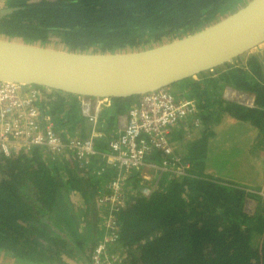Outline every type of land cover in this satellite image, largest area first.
I'll use <instances>...</instances> for the list:
<instances>
[{
    "label": "trees",
    "instance_id": "trees-1",
    "mask_svg": "<svg viewBox=\"0 0 264 264\" xmlns=\"http://www.w3.org/2000/svg\"><path fill=\"white\" fill-rule=\"evenodd\" d=\"M245 2L8 0L0 36L45 47L56 42L70 52L138 51L196 32ZM173 87L198 112L197 122L179 123L170 134L187 175L165 173L145 197L132 172L129 183L136 181L117 214L118 238L109 253L124 255L125 264H264V49L172 85L169 94ZM226 87L254 95V107L224 100ZM35 89L64 143L89 137L79 97ZM107 101L99 121L104 137L94 146L101 153L117 118L139 97ZM148 162L161 164L163 156ZM116 174L99 158L83 165L67 150L0 156V257L11 264H92L105 234L106 210L97 207V197ZM248 201L255 202L253 214L245 210Z\"/></svg>",
    "mask_w": 264,
    "mask_h": 264
},
{
    "label": "built area",
    "instance_id": "built-area-1",
    "mask_svg": "<svg viewBox=\"0 0 264 264\" xmlns=\"http://www.w3.org/2000/svg\"><path fill=\"white\" fill-rule=\"evenodd\" d=\"M223 98L246 108L254 107V95L231 87L225 88ZM41 100V92L34 87L0 83V156L10 158L37 147L57 155L67 150L80 164L99 158L107 168L116 170L117 174L97 197V207L106 206L105 234L94 249L92 264H122L119 257L109 254L108 245L118 238L117 214L129 201L130 185L136 181L133 178L129 183V178L132 172L138 173L141 178L138 191L149 197L165 173L176 178L187 175L188 166L176 155L170 134L179 123L198 115L196 104L162 90L141 96L136 107L117 118L118 128L108 142L107 152L101 153L94 146L96 140L104 137L99 121L108 105L106 99L79 97L80 114L90 123L91 131L86 140L68 143L55 132L51 116L39 106ZM156 153L163 156L161 164L148 162ZM259 194L264 205V192ZM254 209L255 203L248 201L246 212Z\"/></svg>",
    "mask_w": 264,
    "mask_h": 264
},
{
    "label": "water",
    "instance_id": "water-1",
    "mask_svg": "<svg viewBox=\"0 0 264 264\" xmlns=\"http://www.w3.org/2000/svg\"><path fill=\"white\" fill-rule=\"evenodd\" d=\"M263 47L264 0H247L196 32L136 52H70L0 36V83L83 98H140Z\"/></svg>",
    "mask_w": 264,
    "mask_h": 264
},
{
    "label": "rangeland",
    "instance_id": "rangeland-1",
    "mask_svg": "<svg viewBox=\"0 0 264 264\" xmlns=\"http://www.w3.org/2000/svg\"><path fill=\"white\" fill-rule=\"evenodd\" d=\"M58 41V40H57ZM50 47L51 48H57V47H59V46H57V43L56 42H52L51 44H50ZM178 87H173V88H171L174 92L172 93V94H174V96L175 97H177L175 94H177V92H179V90L177 89ZM169 89H170V87H169ZM183 98V97H182ZM183 99H185V98H183ZM187 100V99H186ZM233 151H235V150H233ZM235 153V152H234ZM242 165L244 166L245 164H244V162L242 163ZM238 167L240 168V170H241V164H240V166L238 165ZM241 172H242V170H241ZM244 173V171L242 172V174ZM264 181V180H263ZM263 181H261V182H263ZM252 202H254V201H251V203ZM255 203V202H254ZM106 207V206H105ZM105 207H103L102 206V212H104L103 211V208H105ZM249 213H251V212H253V211H248ZM102 231H101V236L100 237H102ZM12 262L10 261V260H8V259H5V258H2V257H0V264H11ZM71 264H75L74 262H71Z\"/></svg>",
    "mask_w": 264,
    "mask_h": 264
},
{
    "label": "flooded vegetation",
    "instance_id": "flooded-vegetation-1",
    "mask_svg": "<svg viewBox=\"0 0 264 264\" xmlns=\"http://www.w3.org/2000/svg\"><path fill=\"white\" fill-rule=\"evenodd\" d=\"M7 1L8 0H0V13H4V12H6V11H8L9 9H8V6H7ZM246 2H247V0H246ZM245 2V3H246ZM243 5V4H242ZM241 5V6H242ZM96 204H97V202H96ZM110 255H112V256H114V257H119V259H120V261L122 262V264H125V258H124V255H122V254H111V253H109Z\"/></svg>",
    "mask_w": 264,
    "mask_h": 264
},
{
    "label": "crops",
    "instance_id": "crops-1",
    "mask_svg": "<svg viewBox=\"0 0 264 264\" xmlns=\"http://www.w3.org/2000/svg\"><path fill=\"white\" fill-rule=\"evenodd\" d=\"M197 117H198V115L193 116V117L191 116V117H189L186 121L181 122V123H186V122H189V121L192 122V121H194V120L197 121ZM117 123H118V122H117ZM117 128H118L117 125L114 126V127H113V132H115ZM61 154H63V153H60V154H58V155H61ZM65 156H66L67 158H68V157L70 158L69 155L67 156V155L65 154ZM241 170H243V169H241ZM75 202L81 204V199H80L79 196H76V197H75Z\"/></svg>",
    "mask_w": 264,
    "mask_h": 264
},
{
    "label": "bare ground",
    "instance_id": "bare-ground-1",
    "mask_svg": "<svg viewBox=\"0 0 264 264\" xmlns=\"http://www.w3.org/2000/svg\"><path fill=\"white\" fill-rule=\"evenodd\" d=\"M178 39V38H177ZM176 40V39H175ZM161 45V44H160ZM155 46H158V45H155ZM155 46H152V47H155ZM261 49V48H260ZM259 49V50H260ZM262 49H264V48H262ZM137 50H135V51H128V52H136ZM158 91H161V90H158ZM162 91H167L168 92V90H167V88H165V89H162ZM155 92H157V91H155ZM150 93H152V92H150ZM91 99H94V98H91ZM95 100V99H94ZM130 111V110H129ZM122 116V115H121Z\"/></svg>",
    "mask_w": 264,
    "mask_h": 264
}]
</instances>
